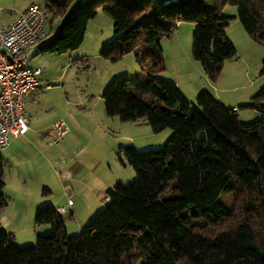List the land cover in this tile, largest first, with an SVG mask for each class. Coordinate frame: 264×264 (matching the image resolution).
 <instances>
[{
  "label": "trees",
  "instance_id": "trees-1",
  "mask_svg": "<svg viewBox=\"0 0 264 264\" xmlns=\"http://www.w3.org/2000/svg\"><path fill=\"white\" fill-rule=\"evenodd\" d=\"M227 3L264 44V0H44L45 25L55 27L39 37V50L77 48L101 7L113 37L99 54L115 61L133 51L141 67L109 80L101 93L106 115L144 118L152 131L171 133L158 148L123 147L135 178L106 188L108 200L78 234L67 233L50 202L35 208L34 224L47 226L33 244L18 246L0 224V264H264V86L245 104L260 116L244 122L208 90L189 101L174 81L158 76L159 37L186 20L195 23L193 58L211 81L217 78L236 53L226 34ZM4 184L0 153V211Z\"/></svg>",
  "mask_w": 264,
  "mask_h": 264
},
{
  "label": "rangeland",
  "instance_id": "rangeland-1",
  "mask_svg": "<svg viewBox=\"0 0 264 264\" xmlns=\"http://www.w3.org/2000/svg\"><path fill=\"white\" fill-rule=\"evenodd\" d=\"M31 2L44 5V0ZM222 11L225 14L236 13V6L227 3ZM53 24H56L55 20ZM194 26V22L181 20L169 36L159 37L164 67L158 76L166 79L175 76V64L181 73L190 70L196 80L203 76L200 62L191 54ZM46 30L51 32L48 27ZM226 33L234 44L235 56L223 61L214 81L205 74L207 82L210 81L205 88L219 96L224 106L235 104L238 108L235 112L241 121H251L260 113L245 104L264 86V44L253 40L238 19L228 21ZM112 37L113 21L101 7H97L77 48L49 52L36 47L27 58L25 66L42 67V90L35 91L38 111L29 123L26 144L19 145V141L13 139L9 147L15 148L0 150L1 155L8 158L3 161L7 184L3 187L6 204L0 211V217L4 214L1 218L4 225L0 224L14 234L18 246L33 244L35 236L45 229V224L35 225L33 222L36 206L49 202L42 199H50L54 206L64 202L71 204L67 212L60 215L67 233L78 234L104 206L100 204L103 194L95 196L96 186L104 185L105 194L106 188L116 182L127 183L135 178V171L126 160L123 147L131 144L139 151L158 148L171 133L168 127L152 131L144 118L123 121L117 116L106 115L101 93L109 80L121 73L141 71L133 51L115 61L99 54L101 44ZM185 92L188 100L194 101L195 94L189 89ZM57 119H63L68 128L70 126L71 138L73 133L78 138L76 146L69 149L70 153H59L53 151L52 146H46L45 141L50 142L45 132ZM69 156L72 160L68 164L70 167L76 163L80 166L77 172L70 170V174L62 166ZM14 170L29 178V186L18 189L20 187L10 183ZM43 188L47 189L44 194ZM36 203L38 205L35 206Z\"/></svg>",
  "mask_w": 264,
  "mask_h": 264
},
{
  "label": "built area",
  "instance_id": "built-area-1",
  "mask_svg": "<svg viewBox=\"0 0 264 264\" xmlns=\"http://www.w3.org/2000/svg\"><path fill=\"white\" fill-rule=\"evenodd\" d=\"M47 11L37 3H29L7 25H0V150L12 138L23 136L29 126L25 106L30 91L41 88V66H25L27 58L43 39ZM232 109L237 110L236 106ZM63 119H57L47 128L51 144L59 143L68 131ZM56 210L64 212L66 205Z\"/></svg>",
  "mask_w": 264,
  "mask_h": 264
},
{
  "label": "crops",
  "instance_id": "crops-1",
  "mask_svg": "<svg viewBox=\"0 0 264 264\" xmlns=\"http://www.w3.org/2000/svg\"><path fill=\"white\" fill-rule=\"evenodd\" d=\"M31 1H33V0H0V25L1 26H4V25H7L8 23H10L14 19V17L16 16V14L18 12H20L21 10H23L29 3H32ZM235 14L236 13H234V12H229L228 13V15L232 16L231 21H234L235 19H237L235 17ZM46 27H47V25L44 26V33L47 32ZM228 38H229V36H228ZM229 40L231 41L230 38H229ZM175 69H176V72H174L175 73V76H172V77L170 76L171 78L170 77H168V78L171 79L172 81H174L176 83V85L178 86V88L182 91V93L185 95V97L187 99H188V97L186 96V92L185 91H188V89L191 90L195 94V96H196V94H197V92L199 90L206 89L205 88V87H207L206 85H210L208 83L210 81L208 80V82H207V79L205 77V73H202L203 76L201 75L200 78H199V80H196L194 78V76L192 75V72H190V70L187 69L186 72L181 73V70L179 69V67L177 66V64H175ZM212 88H214V86ZM40 90H42V88L32 90L26 96L25 105H26V110H27L28 115H29V123L31 121V118L34 117L35 112L38 111L37 104H36V99H37V96L38 95L36 94L35 91H38L39 92ZM208 91L217 100H219L222 103V100H221V98L219 96H217L216 94H214L210 90H208ZM233 106H236V105L235 104H232L231 105V108ZM237 110H238V108H237ZM255 114H256V112H255ZM32 119L34 120V118H32ZM45 126H47V125H45ZM29 129H28V131H29ZM70 129L71 128L69 126V130L67 131V133L65 134V136L63 137V139L59 143H57V144H51L50 143L49 144L47 141H45L47 143L46 146H49V147L52 146L53 147V151H56V152H59V153L60 152H62V153H64V152L70 153L69 152V149L71 147H75L76 146V143L78 142V138H77L76 134L73 133V138L70 137V135H69L70 132H71ZM28 131L23 136L18 137V138H12L11 140L17 139L19 141V145L26 144V142L28 140L26 138L27 137L26 134L28 133ZM19 138H21V139H19ZM41 139H42V142H43V139L44 138L41 137ZM9 144H10V142H9ZM8 148H9V150H11V149H13L15 147H12L11 148L8 145L6 147V149H8ZM69 158H70V156L68 157L67 160L63 161V163H62V166L64 168V171H67V173L70 174V173H72V171H70V170L74 169V172H77L80 169L79 164L76 163V164H74V165H72L70 167V165H68V164L69 163L71 164V161L72 160L70 161ZM7 159H8L7 157H3V161L4 160L6 161ZM13 174L14 175L12 177H10L9 180H10V183H12L14 187H16V188L20 187L18 189H21L23 186H29L30 180H29V178L27 176H24V174H20V172L18 173L17 170L16 171L14 170V173ZM3 177H4V175H3ZM4 183H5L4 185L7 184V181H5V178H4ZM22 189H24V188H22ZM103 190H104V185H102V184L96 186V188L94 189V191L96 193L95 196H98L101 193L103 194V197H102L101 202H100L101 205L104 204L108 200V198L103 193ZM68 199L71 201L70 198H68ZM42 200L43 201H49L51 203V200L50 199H42ZM95 200H98V199L95 198ZM37 203L35 204V206L38 205ZM52 204H53V202H52ZM63 205H66V210L64 212H67L68 206H71V204L68 205L66 202H64ZM57 206H55V207H57ZM61 213H63V212H60V214ZM70 213L72 214V209L70 210ZM3 216H4V214H3ZM3 216L0 217V223L2 225H4V223L1 221V218ZM6 219H7V217H6ZM46 226L47 225H45V228H46Z\"/></svg>",
  "mask_w": 264,
  "mask_h": 264
},
{
  "label": "water",
  "instance_id": "water-1",
  "mask_svg": "<svg viewBox=\"0 0 264 264\" xmlns=\"http://www.w3.org/2000/svg\"><path fill=\"white\" fill-rule=\"evenodd\" d=\"M155 1L161 3V2H164V1H167V0H155Z\"/></svg>",
  "mask_w": 264,
  "mask_h": 264
}]
</instances>
